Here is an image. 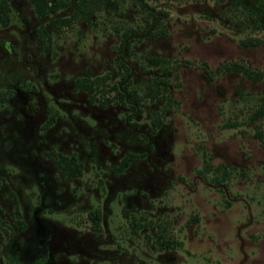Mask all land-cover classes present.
<instances>
[{"label": "rangeland", "instance_id": "1", "mask_svg": "<svg viewBox=\"0 0 264 264\" xmlns=\"http://www.w3.org/2000/svg\"><path fill=\"white\" fill-rule=\"evenodd\" d=\"M77 2L0 24V264H264V0Z\"/></svg>", "mask_w": 264, "mask_h": 264}, {"label": "trees", "instance_id": "2", "mask_svg": "<svg viewBox=\"0 0 264 264\" xmlns=\"http://www.w3.org/2000/svg\"><path fill=\"white\" fill-rule=\"evenodd\" d=\"M103 1L104 0H78V2L76 4V9H78L80 11H84V10L87 11V8L92 6L95 2L101 3ZM31 3L33 5L34 11L37 14L42 15L46 12L48 4H51L50 5L51 9L55 10L56 6L59 4V0H31ZM230 3L232 5L233 4L235 5V4H237V0H230ZM8 14H9L8 0H0V24L6 25V23L8 21ZM54 23L57 24L58 26L63 25V24L67 25V24H69V18H67V17L66 18H56V19H54ZM245 43L248 45H251V46H255L259 43V39L248 38ZM223 68L228 69V70L241 72L246 77L254 79V80L260 78V73H257L254 70L246 68V67H244L238 63H235V62L225 64V65H223ZM114 90H116V89L114 88ZM150 92H151V90H150ZM116 93L119 94V96L116 98H118L120 101H122L123 97H124L123 94L119 93L118 91H116ZM128 97L132 101L138 102V97L134 91H129ZM263 112H264V98H262V104L258 108V110H256L255 115L260 116V115H262ZM255 136L262 141V146L264 148V139L262 137V133L260 131H257L255 133ZM134 157H135V155H133V154H130V153L127 154L121 160V162L117 168L119 170L125 168L132 161V159ZM73 161H74L73 157H69L67 167H68V170L71 172L70 175H72L74 172L79 170V166L77 164H74ZM89 216H90L92 223L97 225L98 219H99L98 212L95 210L90 211Z\"/></svg>", "mask_w": 264, "mask_h": 264}]
</instances>
